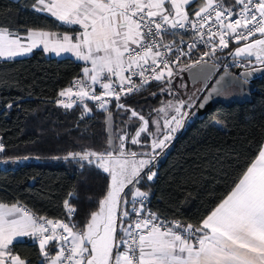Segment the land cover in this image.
Here are the masks:
<instances>
[{"label":"snow or ice","instance_id":"6c2138e0","mask_svg":"<svg viewBox=\"0 0 264 264\" xmlns=\"http://www.w3.org/2000/svg\"><path fill=\"white\" fill-rule=\"evenodd\" d=\"M196 2L34 0L35 12L62 25H78L80 30L75 34L40 27L21 31L0 23L2 60L42 48L56 55L72 53L90 63L81 78L59 91L55 102L66 110L81 107V118L93 111L88 102H94L106 113L108 134L103 150L85 148L63 157L74 161L81 172L98 170L107 181L96 210L86 212L83 227L70 222L77 214L71 203L78 199L77 186L63 200V219L36 216L19 201L0 202V264H31L13 250L14 242L24 237L38 240L42 264H264V142L229 191L197 224L161 219L147 209L151 189L138 187L157 177V157L196 106L195 97L178 98L173 91L172 81L180 71L206 68L205 57H216L218 51L229 49L230 42L235 47L228 55L239 58L238 66L251 69L244 73V84L252 72L264 69V0H202L193 7ZM177 29L194 33L187 51L181 47L182 38L179 43L165 42L166 34L176 35ZM197 41L208 50L180 67L181 57H191ZM153 81L161 85L160 93L173 99L147 114L121 102L122 96L140 92ZM97 84L102 89L99 94ZM113 101L115 112L108 107ZM199 106L204 107V102ZM129 144L142 151L131 150ZM4 150L0 142V153Z\"/></svg>","mask_w":264,"mask_h":264},{"label":"trees","instance_id":"16d2710c","mask_svg":"<svg viewBox=\"0 0 264 264\" xmlns=\"http://www.w3.org/2000/svg\"><path fill=\"white\" fill-rule=\"evenodd\" d=\"M33 3L34 0H0V23L21 31L35 27L56 32L78 30L35 12ZM200 3L202 0H197L193 7ZM234 47L231 44L223 52L225 58L232 57L228 52ZM184 63L188 62L181 61L180 67ZM82 69L80 61L69 56H48L42 48L29 56L0 60V142L5 146L0 161L21 160L16 165L0 164V202L19 201L40 216L63 219V200L77 186L78 199L71 203L77 207L73 223L81 228L86 223V212L96 210V201L102 198L107 181L98 170L86 168L81 172L74 161L63 157L85 148L100 151L107 147L106 113L94 110L92 115L81 118L79 106L66 110L55 99L72 79L83 74ZM160 87L157 82L151 83L121 98V102L147 113L169 98L160 93ZM153 92L157 95L153 96ZM205 93L206 89L195 108ZM114 103L110 106L113 112ZM8 104L13 106L8 108ZM262 142L264 75L253 82L249 98L224 100L200 117L193 115L164 150L163 154L173 145L164 162L159 163L163 154L157 157V177L152 182L142 181L138 187L143 191L151 189L152 212L164 219L197 224L229 191L233 179L258 153ZM13 250L31 264H42L33 238L14 242Z\"/></svg>","mask_w":264,"mask_h":264},{"label":"water","instance_id":"95a60500","mask_svg":"<svg viewBox=\"0 0 264 264\" xmlns=\"http://www.w3.org/2000/svg\"><path fill=\"white\" fill-rule=\"evenodd\" d=\"M215 65V67H213ZM217 64L209 62L206 68H200L199 66L192 69H186L185 73L188 77V80L190 81L191 86H193L197 81L202 82V87H204L208 81L215 75L217 72ZM249 70H243L241 71L239 68L235 70V72H229L226 70H223L218 74L210 88L206 91L202 99L200 100L199 104L195 108L193 115L195 117L202 116L207 110L212 108L216 103L218 102H224L223 100L219 99V94H217V90H219V93L221 91H225L228 87L235 85L240 89V92L242 93V96L244 98H249L252 91V84L253 82L260 76L264 75V69H261L259 71L252 72L250 76L247 77L248 83L244 84L243 81L245 79L244 73L245 71ZM205 97H210L209 99L204 101ZM204 102V107H200V103ZM108 135V134H107ZM173 149V145L170 146L166 152L160 157L159 163L164 162L166 159L167 154Z\"/></svg>","mask_w":264,"mask_h":264},{"label":"built area","instance_id":"2783aa9c","mask_svg":"<svg viewBox=\"0 0 264 264\" xmlns=\"http://www.w3.org/2000/svg\"><path fill=\"white\" fill-rule=\"evenodd\" d=\"M177 34L176 35H170V34H166L165 36V42H170L172 40H175L177 43L180 42L181 38L183 39V44L181 45V47H184L185 48V51H187V48H186V45L187 44H190L193 42V36H194V33L189 30L187 32H185L184 30L182 29H177V30H174ZM233 44L230 42L229 46ZM208 49L202 44L200 43L199 41H197V47L195 49H193V55L191 57H188V56H183L181 57V61H185V62H192L196 59L199 58V55L201 54V52L203 51H207ZM226 49H224L222 52L218 51L217 52V55L216 57H213V58H209V57H205V60L209 61V62H212V63H215L217 64V68L218 69H221V70H226V71H230V72H235L236 69H240L241 71L243 70H249L250 67H246V66H238V64L240 63V60L239 58L237 59H234V58H225L223 52L225 51ZM171 56V54H169ZM174 58V57H173ZM175 70V69H174ZM83 76V74L81 76H77L75 77L74 79H79ZM72 79V81L74 80ZM138 80V78H135ZM71 81V83H72ZM71 83L66 86V87H69L71 85ZM152 83H155V81H153ZM65 87V88H66ZM95 89H96V92L99 94L101 93L102 89L100 88V86L97 84L94 86ZM129 96V95H128ZM127 96H122L121 98H125ZM59 99V97H57L55 99V101ZM114 102V101H113ZM56 103V102H55ZM88 106L90 108L93 109V111L89 114V115H92L94 110H97V111H100L97 107L94 106V102H91L89 101L88 102ZM111 104H109V108H110ZM81 108V107H80ZM82 109V108H81ZM129 199H131V195H129ZM149 201L150 199H148V202H147V209H149ZM23 206H26L24 204H22ZM33 214H35L36 216H40L38 214H36L35 212H33L28 206H26ZM130 207V205H129ZM137 207H139V205H137ZM150 210V209H149ZM45 217V216H44ZM50 219V218H49ZM161 219H164L161 217ZM73 221V217L70 219V222ZM35 242L37 243L38 245V240L34 239ZM39 247V245H38Z\"/></svg>","mask_w":264,"mask_h":264},{"label":"rangeland","instance_id":"374dc122","mask_svg":"<svg viewBox=\"0 0 264 264\" xmlns=\"http://www.w3.org/2000/svg\"><path fill=\"white\" fill-rule=\"evenodd\" d=\"M189 63V62H188ZM181 67H183V66H181ZM172 88H173V91L175 92V94L178 96V98H183V99H188L189 97H195L196 99H195V104H196V102H197V100H198V98H199V96L200 95H197L196 94V89L195 88H192L191 86H190V83H189V80H188V77H187V75H186V73H185V70H183V71H180L179 72V75H177L174 79H173V81H172ZM167 94V93H166ZM168 95V94H167ZM166 95V96H167ZM167 97H169V98H167L166 100L164 99V100H162V102H166V101H168V100H171V99H173V96L172 95H169V96H167ZM234 98H236V96L234 95V92H230V91H227V92H224V100H226V101H228V100H232V99H234ZM162 102H161V104L158 106V107H161L162 106ZM158 107H156V108H158ZM195 108V107H194ZM194 108H192L191 109V115H190V117L185 121V123H184V127L185 126H187L188 124H189V122L192 120V116H193V111H194ZM150 112V111H149ZM149 112H147V113H149ZM146 113V114H147ZM153 115H155L154 113H153ZM115 123L116 124H119L120 122H116L115 121ZM183 127V128H184ZM130 132L132 131V129L130 128V129H128ZM181 130V129H180ZM179 132V131H178ZM177 134V133H176ZM176 134H175V136H176ZM129 147L131 148V150H133V151H142V149L140 148V146L139 145H130L129 144ZM5 161H7V162H5ZM19 161H21V160H8V159H5V160H1L0 161V164L1 165H3V166H7V165H16ZM129 186H131V185H129ZM142 190V189H141ZM143 191V190H142ZM21 204V203H20ZM71 223H73V221L71 222ZM34 239V238H33Z\"/></svg>","mask_w":264,"mask_h":264},{"label":"flooded vegetation","instance_id":"af4514ba","mask_svg":"<svg viewBox=\"0 0 264 264\" xmlns=\"http://www.w3.org/2000/svg\"><path fill=\"white\" fill-rule=\"evenodd\" d=\"M222 71L223 70H221V69H217V72L215 73V75L208 81V83L204 87H202V82L201 81H197L193 86H191V84H190V86L192 88L196 89V94L197 95H200L205 89L207 91L210 88V86L212 85V83L214 82V80L216 79L218 74L220 72H222ZM189 83H190V81H189ZM227 91L234 92V95L236 96V98L242 96V93L240 92V89L238 87H236L235 85H232V86L228 87L225 91L224 90L221 91V93L219 94V99L224 101V92H227Z\"/></svg>","mask_w":264,"mask_h":264},{"label":"crops","instance_id":"0c3cea01","mask_svg":"<svg viewBox=\"0 0 264 264\" xmlns=\"http://www.w3.org/2000/svg\"><path fill=\"white\" fill-rule=\"evenodd\" d=\"M67 26H69V25H67ZM70 27H76V28L78 29L77 31L80 30L78 25H71ZM55 32H56V31H55ZM58 33H64V32H58ZM69 33H71V32H69ZM72 34H75V33H72ZM34 50H35V49H34ZM30 54H31V53H30ZM30 54H28V55H26V56H29ZM46 54H47L48 56L57 57V58H61V57L69 56V57H72V58L76 59L77 61H80V62L83 64V68H84V67H91L90 63H86V62H84V61H82V60L77 59V57H76L75 55H73L72 53H61L60 55H56L55 53L48 52V53H46ZM21 57H25V56H21ZM21 57H16V58H21ZM16 58H14V59H16ZM0 60H2V59H0ZM82 73H83V69H82ZM21 205H22V204H21ZM25 238H31V237H24V238H21V240H22V239H25Z\"/></svg>","mask_w":264,"mask_h":264}]
</instances>
